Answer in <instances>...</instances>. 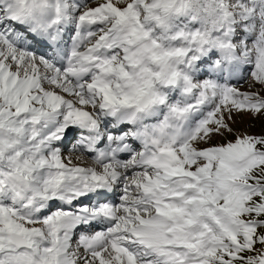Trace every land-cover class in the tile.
I'll return each mask as SVG.
<instances>
[{
    "label": "snow or ice",
    "instance_id": "snow-or-ice-1",
    "mask_svg": "<svg viewBox=\"0 0 264 264\" xmlns=\"http://www.w3.org/2000/svg\"><path fill=\"white\" fill-rule=\"evenodd\" d=\"M243 117L264 0H0V264H264Z\"/></svg>",
    "mask_w": 264,
    "mask_h": 264
},
{
    "label": "rangeland",
    "instance_id": "rangeland-1",
    "mask_svg": "<svg viewBox=\"0 0 264 264\" xmlns=\"http://www.w3.org/2000/svg\"><path fill=\"white\" fill-rule=\"evenodd\" d=\"M244 87H246V85ZM236 127L240 131H247L248 133L259 135L264 133V118H238ZM65 155H68V153H65Z\"/></svg>",
    "mask_w": 264,
    "mask_h": 264
}]
</instances>
